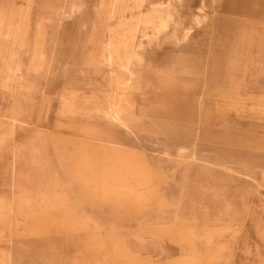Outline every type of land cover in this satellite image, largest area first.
I'll return each mask as SVG.
<instances>
[{
    "label": "rangeland",
    "instance_id": "rangeland-1",
    "mask_svg": "<svg viewBox=\"0 0 264 264\" xmlns=\"http://www.w3.org/2000/svg\"><path fill=\"white\" fill-rule=\"evenodd\" d=\"M110 1L0 0L30 17L0 38V264H264V0H206L212 24L143 37L132 75L104 56ZM119 74L129 125L94 110Z\"/></svg>",
    "mask_w": 264,
    "mask_h": 264
},
{
    "label": "bare ground",
    "instance_id": "bare-ground-1",
    "mask_svg": "<svg viewBox=\"0 0 264 264\" xmlns=\"http://www.w3.org/2000/svg\"><path fill=\"white\" fill-rule=\"evenodd\" d=\"M182 1L183 0H111L110 13L113 17L119 18V23L116 29H114L113 36L104 47L106 62L116 67L118 65L119 69L131 72L132 64L142 59L138 48L142 45L141 41L143 37H147L148 41L151 42L158 39L160 35L165 34L164 40L170 39V41L175 43L189 42L197 36L194 33L196 28L202 25L207 26L212 24V14L214 8L211 6L208 9L209 13H204L203 9L210 6V4L206 3V0H204L198 7L199 11H195L196 13H194V15L190 18L191 22H193L191 26H186L182 33L174 31L173 28H179V26L175 27L178 23L176 22L177 14L175 13V6L176 4H180ZM144 8L145 10H143ZM146 8L150 10L148 11L149 13L146 11ZM127 10H130L131 12L129 19L125 16V12ZM29 22L30 17H24L20 20V22L16 17H0V38L17 40L20 35V31L22 28L29 25ZM136 24L144 25L145 27H141ZM132 73L133 72H131V75ZM116 82L120 88H117L115 90L116 92L111 94V98L113 97V100L106 103L105 106L94 100L98 103L95 106L96 109L94 110H104V115L109 119L121 122L124 125H129L132 120V113L131 110H127L125 107V101L127 100L124 96L127 91L125 89L129 87L132 88V84L129 79H123L121 74H119V78ZM121 88H123V91L120 90ZM117 92L120 93V100L118 102L114 100V95ZM87 101V99L84 100V102ZM70 105L78 106V104L73 105L71 103ZM78 107L79 109H82L84 108V105H80ZM101 150H107V148H102ZM125 172L129 174L131 173L130 171ZM126 173L123 172L124 177L122 179L117 180V178H115L112 184L121 185L122 188L126 189L131 188L133 185L129 184L130 181L128 180L129 178H127ZM140 183L141 182L137 180V184Z\"/></svg>",
    "mask_w": 264,
    "mask_h": 264
},
{
    "label": "crops",
    "instance_id": "crops-1",
    "mask_svg": "<svg viewBox=\"0 0 264 264\" xmlns=\"http://www.w3.org/2000/svg\"><path fill=\"white\" fill-rule=\"evenodd\" d=\"M199 35V34H198ZM197 35V36H198ZM125 60V59H124ZM117 68L119 69V66L117 65ZM115 70H117V69H115ZM119 71V70H118ZM114 92H116V91H114ZM113 98V97H112ZM112 98H111V95H110V101H112ZM124 98H126V100L127 101H125V107H126V109L127 110H132V108H133V106H132V100H131V97H130V91L128 92V91H126V93H125V96H124ZM114 100L115 101H119L120 100V93L119 92H117L115 95H114ZM140 184H142V182L140 183ZM113 185V189H121L124 193H125V195H129L130 197H131V195L130 194H133V191H134V189H133V187H131V188H129V189H126V188H122L121 187V185H118V186H120L121 188H119V187H117V184H112ZM128 192V193H127ZM140 198L139 199H142L143 197H144V195H143V193L141 192V194L140 195H138Z\"/></svg>",
    "mask_w": 264,
    "mask_h": 264
}]
</instances>
